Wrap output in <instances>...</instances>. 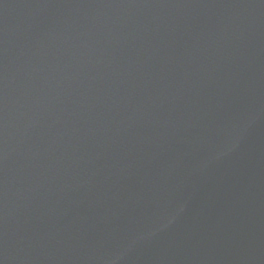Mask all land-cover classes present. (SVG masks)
Returning a JSON list of instances; mask_svg holds the SVG:
<instances>
[{"label":"water","instance_id":"obj_1","mask_svg":"<svg viewBox=\"0 0 264 264\" xmlns=\"http://www.w3.org/2000/svg\"><path fill=\"white\" fill-rule=\"evenodd\" d=\"M0 264H264V0H0Z\"/></svg>","mask_w":264,"mask_h":264}]
</instances>
